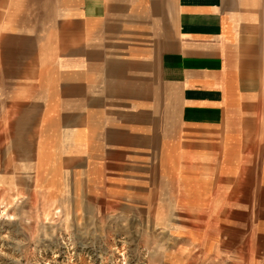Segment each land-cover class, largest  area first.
Segmentation results:
<instances>
[{
    "label": "crops",
    "instance_id": "crops-1",
    "mask_svg": "<svg viewBox=\"0 0 264 264\" xmlns=\"http://www.w3.org/2000/svg\"><path fill=\"white\" fill-rule=\"evenodd\" d=\"M0 197L264 264V0H0Z\"/></svg>",
    "mask_w": 264,
    "mask_h": 264
},
{
    "label": "rangeland",
    "instance_id": "rangeland-1",
    "mask_svg": "<svg viewBox=\"0 0 264 264\" xmlns=\"http://www.w3.org/2000/svg\"><path fill=\"white\" fill-rule=\"evenodd\" d=\"M170 245L148 217H77L0 197V264H183Z\"/></svg>",
    "mask_w": 264,
    "mask_h": 264
}]
</instances>
